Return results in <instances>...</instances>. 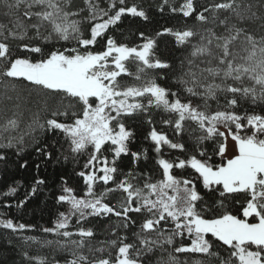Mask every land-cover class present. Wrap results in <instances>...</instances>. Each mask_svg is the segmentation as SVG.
<instances>
[{
  "label": "snow or ice",
  "instance_id": "6c2138e0",
  "mask_svg": "<svg viewBox=\"0 0 264 264\" xmlns=\"http://www.w3.org/2000/svg\"><path fill=\"white\" fill-rule=\"evenodd\" d=\"M157 7L183 23L151 34L137 28L125 40L114 34L125 18L150 21L135 0H0V85L17 92L5 93L0 149L20 155L32 147L37 173L48 162L71 161L82 181L77 189L58 175L55 199L68 208L40 229L56 239L20 237L51 248V259L24 250L26 264H264V0H161ZM164 37L179 57L160 53ZM169 79L174 87L163 83ZM24 90L44 102L27 131L13 136L24 122L25 109L14 102ZM153 110L168 131L158 129ZM137 119L148 125L150 143L133 150L129 121ZM37 132L51 134L52 144ZM122 156L131 166L121 167ZM149 159L147 171L136 167ZM41 186L46 178H36L17 207ZM90 218L107 224L98 232ZM0 227L34 226L0 219Z\"/></svg>",
  "mask_w": 264,
  "mask_h": 264
},
{
  "label": "trees",
  "instance_id": "16d2710c",
  "mask_svg": "<svg viewBox=\"0 0 264 264\" xmlns=\"http://www.w3.org/2000/svg\"><path fill=\"white\" fill-rule=\"evenodd\" d=\"M133 2V0H130ZM135 2L142 3L149 10L150 21L144 22L138 18H125L121 24L118 31L114 34L125 40L135 39L131 32H134L137 28L146 31L147 33H153L159 30L163 26H179L183 23L182 17L178 14H173L165 9L163 13L158 10L157 5L161 0H135ZM203 2V0H202ZM77 6H82V0H74ZM2 12V9H0ZM0 20L6 22V18L0 15ZM192 20H188V24L191 25ZM99 48V45H97ZM159 50L165 56H176L179 57L180 52L175 51L174 44L171 42V38L164 37L160 39ZM168 85L174 87L172 79L165 81ZM15 97L17 95L16 91L11 89H5L0 85V122L3 121V106L5 103V93ZM24 100L14 101L16 103H22V107L25 109V114L23 117V123L21 124L20 132H13L11 135L17 136L27 131L26 125L30 123L31 111H36L39 107L43 106L44 97L38 95L36 91L32 90L31 96L28 95V91L24 90ZM9 107H11L12 102H8ZM48 104L52 107L56 106V103L52 99H48ZM159 110H153V115L156 120V126L158 129L168 131L167 126L160 123L163 118L162 115L157 114ZM129 124L135 130L134 147L136 148H146L149 147V141L145 140V136L149 130L146 123H141L140 120L129 121ZM7 135V134H6ZM34 135L41 140L42 143L47 142L52 144L53 137L49 133L37 132ZM29 137H25L26 142L29 141ZM0 143H6L3 139H0ZM56 149H59V144L55 145ZM67 148V145L64 146ZM0 153L5 155L4 160H0V219H12L15 223H23L25 225H32L33 228L26 229L23 233H12L10 229H4L0 227V264H26L23 259L22 251H29L30 255L43 254L49 255L51 259V248L44 247L41 248L39 244L35 242L25 243L20 237L21 236H32L37 240L42 241L45 239H56L54 234L43 233L40 229L42 227H51L57 218V213L60 211H66L68 205H60L56 202V195H59L58 190V175H66L69 178V185L74 186L77 189L82 187V181L73 176V168L75 167L73 162L60 163L48 162L47 165H42L39 173L35 169L31 161L36 160V153L32 147H26L25 151L20 155L16 154L15 148H4L0 149ZM59 155V151L57 152ZM151 155V153H150ZM86 156V154H85ZM85 156L80 157V164H83ZM24 159L30 161L27 168H21L19 165ZM122 164L129 165V158H121ZM131 166V165H129ZM138 169L143 168L147 171L152 167V160L142 161L136 166ZM77 171L80 170L78 167ZM127 171V168H124ZM46 178L47 186H41V189L34 196H29L26 203L22 207H17L21 200L25 199V196L31 190V186L36 178ZM10 187H16L17 192L14 194H9L5 196L4 194L8 192ZM120 193L115 194V198H118ZM8 205H11L10 207ZM107 224L106 220H100L98 218H90V225L97 226V231L103 228ZM97 239H104L102 234L97 236ZM30 244V246H29ZM181 260L188 259L189 261L200 259L199 254H178ZM57 259H60V255H57ZM63 264V260H61Z\"/></svg>",
  "mask_w": 264,
  "mask_h": 264
}]
</instances>
